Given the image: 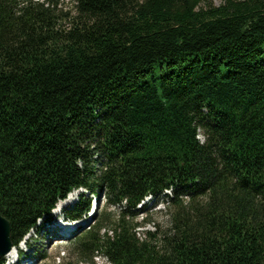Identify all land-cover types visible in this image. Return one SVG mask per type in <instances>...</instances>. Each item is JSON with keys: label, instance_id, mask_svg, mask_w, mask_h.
Listing matches in <instances>:
<instances>
[{"label": "trees", "instance_id": "obj_1", "mask_svg": "<svg viewBox=\"0 0 264 264\" xmlns=\"http://www.w3.org/2000/svg\"><path fill=\"white\" fill-rule=\"evenodd\" d=\"M72 4L0 0V214L14 247L84 189L65 216L104 193L115 218L76 239L112 264H264V0ZM148 197L168 203L154 231Z\"/></svg>", "mask_w": 264, "mask_h": 264}, {"label": "rangeland", "instance_id": "obj_2", "mask_svg": "<svg viewBox=\"0 0 264 264\" xmlns=\"http://www.w3.org/2000/svg\"><path fill=\"white\" fill-rule=\"evenodd\" d=\"M39 2H44L46 0H34ZM58 2L59 10L64 12H72L74 6L72 0H55ZM215 5H220L222 0H208ZM80 191L73 192L66 201L58 204V207L52 214L56 221L51 224H39L38 229L31 231V233L26 237L25 241L21 242L17 247L20 253L19 264H90V259L93 260L94 264H107L101 254H93L86 250H83L81 246L78 245L79 235L90 231L91 228L96 223V219L102 214L110 215L107 221V225H110L116 214L117 210L113 207L108 206L107 199L104 193L100 196H95L90 193H84V197L90 198L91 207L89 210V216L87 215L81 221L69 222L62 221V216L59 215L60 208L68 207L72 208L78 203L80 199ZM168 203L165 197H161L159 200L150 199L148 203L145 204L144 218L150 219V224L146 229L154 231L155 226L165 227L168 223ZM92 211H95L91 215ZM143 220L141 216L139 222ZM62 221V223H61ZM84 222V223H83ZM83 224L84 226H81ZM74 228V229H73ZM69 229V230H67ZM67 230L68 236H62L61 233H65ZM139 237L143 238L144 229H139ZM104 234L102 231L101 235ZM46 257V259L44 258ZM6 261V258H5ZM7 262V261H6ZM5 262V263H6ZM17 262L15 259L11 260L10 263Z\"/></svg>", "mask_w": 264, "mask_h": 264}, {"label": "water", "instance_id": "obj_3", "mask_svg": "<svg viewBox=\"0 0 264 264\" xmlns=\"http://www.w3.org/2000/svg\"><path fill=\"white\" fill-rule=\"evenodd\" d=\"M13 248L11 224L0 214V259L6 257Z\"/></svg>", "mask_w": 264, "mask_h": 264}, {"label": "bare ground", "instance_id": "obj_4", "mask_svg": "<svg viewBox=\"0 0 264 264\" xmlns=\"http://www.w3.org/2000/svg\"><path fill=\"white\" fill-rule=\"evenodd\" d=\"M72 198H73V196L72 195H70ZM70 196H69V198H70ZM72 198H70V199H72ZM95 212V211H94ZM67 230H69V229H67ZM67 230L66 231H64V232H66V234L65 233H61L62 234V236H68V233H67ZM19 254V249L17 248V247H15L9 254H7L6 255V263L5 264H7L8 262H10L11 260H13V259H15V257H16V255H18Z\"/></svg>", "mask_w": 264, "mask_h": 264}]
</instances>
